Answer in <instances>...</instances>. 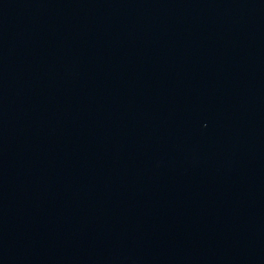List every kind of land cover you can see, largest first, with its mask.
<instances>
[{
	"label": "water",
	"instance_id": "water-1",
	"mask_svg": "<svg viewBox=\"0 0 264 264\" xmlns=\"http://www.w3.org/2000/svg\"><path fill=\"white\" fill-rule=\"evenodd\" d=\"M0 264H264V0H0Z\"/></svg>",
	"mask_w": 264,
	"mask_h": 264
}]
</instances>
